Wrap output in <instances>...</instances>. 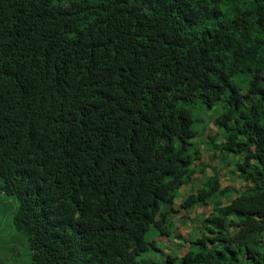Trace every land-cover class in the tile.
Listing matches in <instances>:
<instances>
[{
	"label": "trees",
	"instance_id": "16d2710c",
	"mask_svg": "<svg viewBox=\"0 0 264 264\" xmlns=\"http://www.w3.org/2000/svg\"><path fill=\"white\" fill-rule=\"evenodd\" d=\"M195 102L245 185L222 203L216 175L180 196ZM0 195L30 264H264V0H0ZM178 198L212 208L143 258Z\"/></svg>",
	"mask_w": 264,
	"mask_h": 264
},
{
	"label": "rangeland",
	"instance_id": "374dc122",
	"mask_svg": "<svg viewBox=\"0 0 264 264\" xmlns=\"http://www.w3.org/2000/svg\"><path fill=\"white\" fill-rule=\"evenodd\" d=\"M233 81L241 88L242 92H245L247 80L243 75L234 77ZM189 108L191 109L192 119L194 121L192 129H194V131L197 133L195 142L199 143L196 144L198 146V149L200 147V159L202 160L201 164L211 167L208 168V171H210V173H212V171L215 173L217 172L216 170H212V167L213 169H217L218 167H220V162L218 164H215L216 161L212 160L210 155H205L208 151V154L210 153L220 155V159L219 157H217L216 160L218 161L219 159V161L222 162L221 164L230 163L231 168H234V159L231 156L226 159L222 153H218L213 149L214 145L219 144L222 141L221 137L223 133L221 132V127L216 125V119L222 113V105L219 104L214 106L213 108H208L201 103L195 102ZM208 137H215V139L210 141L207 140ZM213 164H215L216 166H213ZM230 165L224 167L226 171L229 170ZM218 174L220 177H222V174L224 173L221 174V172H218ZM209 175L210 174H208L206 169V173L203 174L202 178L203 183L206 181L207 176ZM223 177L226 181L231 179L227 174H224ZM238 181L239 179L235 178L234 182L237 183ZM239 184H242L241 181H239ZM192 187L194 190H196L200 188V183H196ZM239 187L240 186H237V188ZM231 197V190L227 189L223 193L216 196L217 201L215 202L222 203L223 201L230 199ZM17 207L18 204L14 198L0 195V264H30L31 255L28 246L26 244L24 247L23 245H20V241L18 242L19 239L16 238L19 236L17 235L12 223V218L16 213ZM205 209L206 208H202V210ZM197 210L199 211V209ZM177 215L178 214H175V216ZM174 220V224L178 228L177 234L181 235V239L184 237L190 238L193 236V232L190 228L191 224L181 225L180 216H177ZM191 223L194 225L193 221H191ZM201 226L202 224H199V227ZM152 236V233L149 232L146 235V238L150 240ZM174 238H169V240L167 238H155V241H157V249L153 251V253L150 251L143 253V258H154L156 260L162 259L164 255L168 254V252H166L165 250V245L167 246V250H169V254L181 256L186 251L183 247V240ZM186 245L187 244H185V246ZM161 250L163 251V254L160 253Z\"/></svg>",
	"mask_w": 264,
	"mask_h": 264
},
{
	"label": "clouds",
	"instance_id": "9594fccd",
	"mask_svg": "<svg viewBox=\"0 0 264 264\" xmlns=\"http://www.w3.org/2000/svg\"><path fill=\"white\" fill-rule=\"evenodd\" d=\"M225 136L224 135H222V137H221V139H222V141H221V143H219V144H216V145H214V147H213V149L216 151V152H218V153H222L223 155H224V157L226 158V159H228L230 156H231V154H228V153H226V151H224L223 149H221L220 148V146L224 143V141H225ZM215 139V137H211V138H207V140H210V141H212V140H214ZM197 144H199L198 142H197ZM218 147V149H216ZM199 152H200V147H199ZM208 152V151H207ZM206 152V154L205 155H210V157H211V159L212 160H215L216 161V163L215 164H218L219 162V164H220V167H218L217 169H213V167H212V170H216L217 172L215 173V172H213L212 171V173L210 174V176L209 177H213V176H217V178H218V184H219V186L222 188V189H230L231 190V195H232V197H234L235 196V193H236V191H233V190H239V188H243L245 185H244V183L241 181V179H239V176H238V173H236L235 171H234V169H235V167L234 168H231V165H230V163H225V164H221L222 162L221 161H219V159H220V155H216V154H208ZM200 156H201V153H200ZM217 157H219V159H218V161L216 160V158ZM232 158H233V156H231ZM201 158V157H200ZM205 158H206V156H205ZM201 162H202V160L201 159H199V160H197V164L195 165V167H196V171H195V173L192 175V176H190L188 179V181H187V183L185 184V185H183V192L181 193V197H184V196H186V195H189V194H195L196 193V191L197 190H200V189H203V188H205V182L203 183L202 182V180H201V182H200V188H198V189H196V190H194L193 189V192H191L192 191V189H191V187H187L188 186V184H189V182L191 181V179L193 178V176L195 175V174H202L201 173V170H203V174L204 173H206V169H208V168H211V167H208V165H203V164H201ZM215 164H213V166H216ZM230 165V168H229V170L228 171H226V169L224 168V167H227V166H229ZM207 172H208V170H207ZM218 172H221V174L222 173H224V174H227V175H229V177L231 178L230 180H228V181H226V180H224V177H223V175L224 174H222V177H220L219 176V174H218ZM202 178H203V175H202ZM235 178H238L239 179V181H241V185L239 184V181L236 183V182H234L235 181ZM208 179V178H207ZM206 179V180H207ZM237 186H240L239 188H237ZM231 197V198H232ZM181 199L180 198H178V199H176L175 201H174V203H173V207L174 208H176V210L179 212L180 210H183V209H181ZM208 206H211V208H212V205L211 204H209ZM208 206H206V207H204V208H206L205 210H202V208L201 207H196V208H198L201 212L202 211H207V209L209 208ZM184 211V210H183ZM185 213H189V212H191V211H184ZM209 212H210V209H209ZM208 212V213H209ZM206 213V212H205ZM178 216V215H177ZM177 216H175V218L177 217ZM174 218V219H175ZM183 219V218H182ZM181 223V222H180ZM158 238V237H157ZM187 249V248H186ZM185 249V250H186ZM166 252H168L169 253V250H166ZM159 262H161L162 260L160 259V260H158Z\"/></svg>",
	"mask_w": 264,
	"mask_h": 264
},
{
	"label": "crops",
	"instance_id": "0c3cea01",
	"mask_svg": "<svg viewBox=\"0 0 264 264\" xmlns=\"http://www.w3.org/2000/svg\"><path fill=\"white\" fill-rule=\"evenodd\" d=\"M208 170V169H207ZM201 173L202 174H195L194 176H193V178L191 179V181L189 182V184H188V186L187 187H191V189H192V191L191 192H193V185L194 184H196V183H200L201 182V180H202V175H203V170H201ZM208 174H211L210 173V171H208ZM210 176V175H209ZM209 176H207V177H209ZM209 208L207 209V211H206V213H208L209 212V209L211 210V206H208ZM198 208H196V209H194V211H191V212H189V213H185L183 210H180L177 214H178V216H180L181 217V220H180V222L182 223L183 221H184V219H182V218H187V219H191V218H193V212H195V213H202L200 210L198 211L197 210ZM182 213V214H181ZM191 213V214H190ZM186 224H189V222H187ZM185 225V224H184ZM184 239H187V237H184V238H182L181 240H183L184 241ZM185 244L186 243H184V245H183V247H184V249H186L187 248V245L185 246Z\"/></svg>",
	"mask_w": 264,
	"mask_h": 264
}]
</instances>
